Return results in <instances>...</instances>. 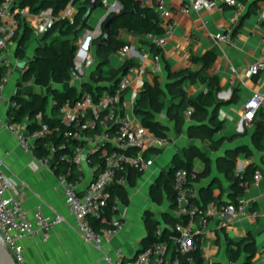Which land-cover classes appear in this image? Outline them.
Returning a JSON list of instances; mask_svg holds the SVG:
<instances>
[{
  "label": "crops",
  "instance_id": "1",
  "mask_svg": "<svg viewBox=\"0 0 264 264\" xmlns=\"http://www.w3.org/2000/svg\"><path fill=\"white\" fill-rule=\"evenodd\" d=\"M85 1L78 0L80 4ZM100 1L103 4L97 5L92 10L87 20L89 27L82 31V35L86 31L95 30L99 24L102 25L111 13L110 9L115 8V11L121 9L119 0ZM139 1L142 5L152 6L148 0ZM185 1L166 0L168 14L166 17H159L160 22L163 27L169 21L175 23L172 33L166 35L162 45L156 42L160 35L140 34L121 28L116 38L133 44L136 51L132 55H125L119 48L108 54L109 65L121 69L127 59L132 61L131 65L136 71L132 74V84L124 95L127 103L125 112L135 125L143 127H147L144 122L145 116L135 111V105L145 83L154 84L158 81L160 86L166 89L168 83L173 85L178 80L169 77L168 70L173 72L190 70L191 74L186 72L181 78L180 86L188 96H198L208 89L211 77L215 76L219 85L217 97L224 101L218 107V117L223 120L221 129L211 138L190 137L188 131L195 121L188 115L187 110L180 131L176 130L175 120L167 114V108L162 111L150 110L151 119L167 126L165 136L169 139V145L163 149L153 148L145 151L150 163L135 176L134 183L131 182L130 173L136 171H128L127 181L122 185L127 190V201L118 195L122 200L121 209L125 213L124 226L121 231L105 241L102 248H98L86 241L76 227L58 183L57 170L51 165L41 164L34 149L22 148L13 133L0 126V161L8 177L22 188V209L32 217L36 207L40 206L47 215L60 214L63 217L47 240L22 239L28 264H107L104 260L105 253L113 256L121 255L124 258L135 256L145 247L143 240L147 235L146 213H151L159 220V229L172 228V224L164 218L165 215L182 216L177 211L174 194L172 199L163 191L161 202H157L150 193V187L158 179L161 171L168 168L176 157L177 163L186 160L191 147L204 153L209 160L210 172L192 183L198 194V200L203 205H208L210 202L226 205L235 200L233 179L230 176L234 172V167L229 173L221 168L222 166L225 169L229 168L224 161L226 158L234 156L236 164L243 163L245 166L250 162L258 163L262 166L263 174L247 192L246 213L226 215L214 213L203 225L200 224L199 217L194 219L198 226L197 244L199 243L204 263L242 264L246 257L252 255L249 264H264V149H259L253 141L254 131L258 127L255 121L259 122L260 117L256 116L252 122H246L243 118L244 102L253 92L261 88L264 77V71L255 76L246 75L247 69L256 59H264V54L261 53L264 17L260 14L264 0H239L243 3V7L238 16L234 7L226 5L182 13L180 8ZM71 5L75 15L78 11L77 5L72 3ZM25 7L16 37L5 50L12 60V71L5 89L4 101L0 104V114L10 120H12V107L17 104L16 96L30 98L32 95H38L43 99L44 112L51 115L52 92L54 89H61L51 85L54 81L45 86L38 83L35 78L24 79V72L35 59L37 48L47 45L51 39L44 37L45 31L35 33V26L49 16L55 17L52 7L38 10L31 9L28 4ZM60 13L61 11L58 15ZM26 29L30 33V38L24 57L19 58L16 50ZM218 32L230 34L231 40L217 42L213 35ZM52 37L65 38L59 36L58 32ZM90 48L93 51L94 64L86 74L88 81L91 80V72L96 68L103 54L98 53L96 47L93 49L90 46ZM211 50L215 52V56L207 66H203V60L194 59V57H202ZM141 53H146V57L142 58ZM23 60L28 62L24 68H21L19 62ZM157 63L159 68H156ZM72 78L71 76L70 80ZM70 80L60 84L68 82L69 84L64 88L72 85L76 87L77 83L70 84ZM109 85L107 83L108 87ZM180 98L176 93L173 101L178 102ZM171 100L172 95L168 93L166 104L168 105ZM211 110L212 108L210 112ZM42 117L45 120L43 114ZM35 121L37 123L36 117ZM240 146L248 147L252 152L251 155L248 156L245 150L234 153ZM191 162L192 168L198 173L205 171L206 161L199 155L192 156ZM92 173V166H85L80 187L87 186ZM10 191L11 188L8 193ZM207 191L214 199L205 200ZM108 219L109 217L98 221L91 218V222L95 227H99L101 224H108ZM229 248L238 250V258L235 261L229 257ZM174 253L175 245L172 240L167 241L165 257L170 259Z\"/></svg>",
  "mask_w": 264,
  "mask_h": 264
},
{
  "label": "built area",
  "instance_id": "2",
  "mask_svg": "<svg viewBox=\"0 0 264 264\" xmlns=\"http://www.w3.org/2000/svg\"><path fill=\"white\" fill-rule=\"evenodd\" d=\"M23 0H0V104L5 98V89L12 71V60L6 47L14 41L26 7ZM157 11L159 17H166L168 9L166 0H148ZM234 7L236 15L242 12L243 3L239 0H186L180 8L182 13H189L202 8L222 6ZM264 17V7L260 10ZM60 17L72 19L74 8L69 3L55 17L49 16L35 26V33H42L50 28ZM174 21L165 24L164 33L157 37L156 42L162 45L165 37L171 34ZM151 35V34H149ZM217 42H229L231 36L225 32L215 33ZM84 44L87 36L80 37L76 51L72 75L77 77L76 97H66L59 105V123L49 124L43 120L42 113L36 115L37 126L31 130L24 123L4 118L0 114V126L13 133L19 145L25 150H33L38 141L45 145L46 153L38 157L41 164L51 165L57 172L58 183L63 191L65 203L74 218L78 230L84 239L102 248L105 241L122 230L124 226V210L121 209V198L113 194L117 185H124L129 170H144L150 163L145 151L153 148L163 149L169 145L166 136L156 134L148 127L137 126L125 112L127 105L125 92L132 84L134 66H128L125 73L97 98L93 92L84 87L86 74L94 64L93 51ZM261 53L264 54V34ZM86 51L85 54L82 51ZM120 50L125 55H132L136 49L133 44L125 43ZM145 58L146 53H141ZM158 61V56H157ZM156 68H159L157 63ZM264 71V59H256L247 69V76L259 75ZM192 107L187 113L191 115ZM260 110L264 111V77L262 86L253 92L243 104V118L252 122ZM93 168L92 178L85 187H80L85 166ZM245 170L243 163H237L234 172L241 176ZM198 172L194 168L179 167L174 172L173 187L177 211L186 216L185 222H177L173 227L171 240L175 245L174 255L168 259L164 255L167 241H156L136 253L131 258L121 255L104 254L107 264H181L184 256L192 261V253L197 248L196 233L198 226L194 219L200 218L205 224L214 213L238 214L246 213L248 208L247 192L250 186L261 177L257 169L253 180L240 181L242 192L235 202L219 205L210 202L203 205L192 183ZM11 188L10 193L8 190ZM22 188L12 181L2 167L0 161V238L7 245L17 264H28L21 243L24 238L47 240L55 226L63 220L60 214L47 215L37 206L30 217L21 207ZM109 211L110 215L107 216ZM108 224L95 227L91 218L98 221L106 220ZM161 229L158 230L160 233Z\"/></svg>",
  "mask_w": 264,
  "mask_h": 264
},
{
  "label": "trees",
  "instance_id": "3",
  "mask_svg": "<svg viewBox=\"0 0 264 264\" xmlns=\"http://www.w3.org/2000/svg\"><path fill=\"white\" fill-rule=\"evenodd\" d=\"M119 2L121 4L119 15L111 21L107 29L111 39L110 44L101 46L96 45L97 52L103 54L96 68L91 72V80L83 83L85 88L93 92L94 98H97V96L104 90L101 88L103 85H107V83H109V86H112L119 79L120 75L126 72L128 66H131L132 64V61L127 59L121 69H115L109 65L108 54L117 51L126 43V41L116 38L121 28L140 34L161 35L164 32V27L160 22L158 13L152 6L142 5L139 0H119ZM69 3L77 5V13L72 19L67 17L57 18L54 24L45 31L44 37H51L50 42L45 46H39L37 48L35 59L30 62L28 68L24 72L25 80L35 78L38 83L45 86L50 84L51 81L63 83L70 80L76 51L78 49L76 41L82 31L89 27L87 23L88 18L83 19V16L88 9L90 0H86L81 4L78 0L22 1V6L28 4L33 10H38L44 7H52L54 16H57L58 13ZM101 4L103 3L100 0H97V5ZM113 13L114 12H111L108 17H110ZM25 31L26 32L22 35L16 50L17 57L19 58L24 57L27 42L30 38V33L27 32V29ZM55 32H58L59 36H63L65 38L52 37ZM96 40L97 39L93 40L95 44ZM155 50V53H157V49ZM214 56L215 52L211 50L202 57H194V59L203 60V66L205 67L211 62V60H213ZM186 72L191 74L190 70L175 72L168 70L169 77H174L178 80H176L173 85L168 83L166 89L161 87L158 81H155L154 84L145 83L141 90V95L137 99L135 111L144 114V122L149 129L154 131L156 134L165 136L167 126L158 120L151 119L150 110L153 109L155 111H162L164 108H167V114L175 120L176 130L180 131L181 125L184 121V113L188 110V108L192 107L193 110L190 116L195 123L188 131L189 136H206L207 138H211L212 135L221 129L223 125V120L218 117V107L224 101L217 97V92L219 90L217 79L215 76L211 77L208 89L205 92L199 94L198 96H188L183 91L182 86H180V80ZM171 86H174L175 88H172ZM168 93L172 95V100L167 105L166 101ZM176 93L181 97L178 102L173 101ZM66 97H76L75 86L72 85L64 89L53 90L51 115H47L44 112L45 106L43 99H41L38 95H32L30 98L16 96L15 100L17 104L12 107L11 119L12 121L22 123H26L25 121H27V129L31 130L37 126L35 121L36 115L39 112H42L45 119L44 121H47L52 125L57 124L59 123V105ZM173 108L175 109L173 110ZM210 108H212L211 112ZM258 116L260 117L259 125L254 131L253 141L259 149H264V111L260 110L257 114V117ZM44 145L45 144L42 141H38L34 148V153L38 156L45 154L46 149ZM240 150H245L248 156L252 153L246 146L238 147L234 153ZM188 155L189 156L186 160L179 161V163L176 162V157L168 168H164L161 171L158 179L150 187V193L155 201L161 202L163 191L166 192L168 197L173 199L174 172L179 167H187L191 169L192 156L199 155L204 161H206L205 171L203 173H198L196 180L210 172L209 160L204 153L191 147V149L188 150ZM224 161L227 165H229V168L225 169L222 165L221 168H223L227 173L232 170V167L235 168L234 165H236V158L234 156L226 158ZM60 169L61 168L58 167L56 169L57 172ZM257 169L262 171V166L258 163L250 162L245 166V170L241 176H237L235 172L231 173L230 176L233 179L232 183L235 194V200L231 202H235L238 195L242 192L240 181L243 180L251 182ZM135 171L136 172L134 173H130L132 183L135 182V176L141 172L137 170ZM113 194L119 195L123 200L127 201V190L122 185L115 186ZM210 199L214 198L211 193L207 191L205 200L208 201ZM107 213V216H109V211ZM185 217L186 216L184 215H165L164 218L167 222L172 224V228H163L160 233H158L160 223L159 220H157L151 213H146L145 225L147 228V235L143 240L145 247L156 241L170 242L173 234V227L177 222H185ZM98 223L100 224V222ZM228 254L232 261H235L238 258V250L229 248ZM251 257L252 255L246 257L242 264H249ZM192 258V261H187L183 256L181 264H205L199 243L197 244L195 251L192 253Z\"/></svg>",
  "mask_w": 264,
  "mask_h": 264
},
{
  "label": "water",
  "instance_id": "4",
  "mask_svg": "<svg viewBox=\"0 0 264 264\" xmlns=\"http://www.w3.org/2000/svg\"><path fill=\"white\" fill-rule=\"evenodd\" d=\"M57 1V0H55ZM97 6V0H90L88 9L86 13L83 16V19H87L92 10ZM110 12H114L110 17L106 19V21L101 25L99 24L95 30L92 31H86L82 37L87 36V41L85 42L84 46L87 47L89 43L90 37H93L96 40V45L101 46V45H109L110 44V36L107 31L111 21L119 15V11H115V8L110 9ZM91 32V33H90ZM85 50L82 51L83 54H85ZM27 60H23L19 62V67L24 68L25 65L27 64ZM102 89H107V85H103L101 87ZM255 125L258 126L259 122L255 121ZM0 264H17L15 261L13 255L11 254L10 250L8 249L7 245L5 242H3L0 238Z\"/></svg>",
  "mask_w": 264,
  "mask_h": 264
},
{
  "label": "rangeland",
  "instance_id": "5",
  "mask_svg": "<svg viewBox=\"0 0 264 264\" xmlns=\"http://www.w3.org/2000/svg\"><path fill=\"white\" fill-rule=\"evenodd\" d=\"M82 36V34H80V36H79V38ZM79 38H78V40H79ZM93 40L94 39H91V42H90V46L93 48V49H95V47H96V45H95V43L93 42ZM77 44H78V41H77ZM72 79L70 80V84H72V83H79V80L80 79H78L77 77H75L74 75H72ZM69 83L67 82V83H64V84H60V83H55V82H53L51 85H56V86H58L59 88H61V89H63L64 88V86H66V85H68ZM51 87V86H50Z\"/></svg>",
  "mask_w": 264,
  "mask_h": 264
}]
</instances>
